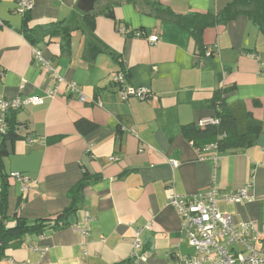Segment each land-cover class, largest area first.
<instances>
[{
    "label": "crops",
    "instance_id": "0c3cea01",
    "mask_svg": "<svg viewBox=\"0 0 264 264\" xmlns=\"http://www.w3.org/2000/svg\"><path fill=\"white\" fill-rule=\"evenodd\" d=\"M78 1L34 0L26 27L40 28L41 38L33 43L23 33L17 1L0 0V100L45 98L43 104L17 111L21 137L7 141L9 153L1 158L0 186L14 171L30 178L25 191L10 178L8 215L54 220L69 205V190L84 172L91 176L67 225L28 235L25 245L6 250L0 264H121L134 251L137 228L143 249L151 252L140 264H171L176 253L195 250L183 218L168 201L174 194L208 190L214 175L222 192L249 186L251 201H220L219 207L263 229L264 31L241 15L225 26L207 28L200 52L187 30L164 20L150 4L159 2L179 13L218 12L233 0H103L100 8L110 6L115 18L98 15L92 36L112 54L93 55L82 29L72 33L70 43L61 34L63 24H83ZM135 30L147 37L134 36ZM150 35L158 41L150 42ZM35 49L63 82L55 81ZM119 71L129 85L150 88V95L121 100L113 82ZM67 82H75L87 101L69 91ZM55 85L58 92L48 96ZM225 86H234L228 101H244L262 121L263 131L249 148L223 153L210 149L203 160L182 128L214 117L211 99ZM81 118L97 128L80 133L75 122ZM213 154L219 157L216 170ZM44 247L48 250L43 252Z\"/></svg>",
    "mask_w": 264,
    "mask_h": 264
},
{
    "label": "trees",
    "instance_id": "16d2710c",
    "mask_svg": "<svg viewBox=\"0 0 264 264\" xmlns=\"http://www.w3.org/2000/svg\"><path fill=\"white\" fill-rule=\"evenodd\" d=\"M157 15L164 20L173 22L181 28L187 30L196 42L201 52L203 50V34L207 28L225 26L241 15L249 17L261 30L264 31V0H233L229 2L221 11H200L193 10L187 13H179L159 2L150 4ZM80 10V9H79ZM83 14V24H75L73 21L63 24L60 28L61 34L68 43L74 31L82 29L86 34L87 40L91 43L90 50L93 55L102 52H109L105 47L95 43L93 30L98 15L104 14L112 19L115 18L113 8L110 6L101 9L96 7L91 12ZM28 13L24 15L23 33L27 40L35 42L41 38L39 29H28ZM214 51L211 52L213 54ZM112 54V53H111ZM115 84V83H114ZM234 90V86L220 87L214 92L211 99V107L215 112L216 123H209L204 126L198 123L190 124L182 128V132L189 140L201 149L202 147L215 143L218 152L244 150L253 146L261 132L263 123L254 117L248 105L242 100L228 101L229 95ZM255 103H257L255 101ZM21 109V108H19ZM11 110L8 114V130L0 141V162L1 158L9 153L7 141H14L21 137L17 132V111ZM78 131L84 135L94 131L97 124L88 119H78L75 122ZM90 174L85 171L82 178L69 190V205L58 216L52 219L27 220L17 213L12 217L8 215V195H9V175L4 177L1 187L0 199V260L5 258L6 250L9 247L25 245V237L32 234H42L49 228H59L67 225L68 216L77 211L82 204L85 191L90 182ZM14 221L12 226L8 223Z\"/></svg>",
    "mask_w": 264,
    "mask_h": 264
},
{
    "label": "built area",
    "instance_id": "2783aa9c",
    "mask_svg": "<svg viewBox=\"0 0 264 264\" xmlns=\"http://www.w3.org/2000/svg\"><path fill=\"white\" fill-rule=\"evenodd\" d=\"M17 11L23 16L28 13L32 7L34 0H16ZM2 22L0 21V24ZM123 34L129 35V29L126 27L119 28ZM136 37H147L143 30L133 31ZM148 40L152 43L158 41L157 35L148 36ZM37 57L43 65L51 71L55 81L63 82L56 68H53L49 61L45 60L40 50H34ZM210 54V52H209ZM259 57L257 54H253ZM4 75V70L0 68V77ZM113 82L118 86V95L121 100L126 101L129 98L137 97L146 99L151 91L150 88L142 86L135 87L127 83L126 74L119 71L114 76ZM56 83V82H55ZM67 88L73 93H78L79 99L86 102V95L83 94L75 82H67ZM58 92V86L48 90V96L54 97ZM45 98L42 96L33 97H15L12 99L2 98L0 100V134L5 135L8 130L7 117L11 110L19 109L24 106L34 104H43ZM99 103V102H98ZM215 117L201 120L198 124L204 126L209 123H216ZM31 142L34 139L29 138ZM210 149L217 150L215 143L208 144L201 149L199 153L201 159L205 160L206 154ZM215 160V170L218 166L219 157L213 154ZM111 159H116L112 157ZM171 163L177 166V161L172 160ZM10 178L16 179L25 191L29 187L30 178L21 172L14 171L9 174ZM214 182L208 187V190L198 192L191 195L174 194L168 203L175 208L178 214L184 220V228L187 233L188 242L193 246L195 252L192 254L174 255L171 264H264V228L259 229L255 222H247L240 220L236 215L222 211L219 207L220 201L226 202H243L251 201L253 196L249 191V186H244L238 190L231 192H222L220 186L216 182V175L213 176ZM1 199V187H0ZM90 220V215H86ZM141 229H136L133 237L134 251L130 258L121 264H140L151 256V252L144 250L141 241ZM83 234H88L87 229L82 230ZM48 247H44L42 251H47ZM17 264H37L31 261H23Z\"/></svg>",
    "mask_w": 264,
    "mask_h": 264
},
{
    "label": "water",
    "instance_id": "95a60500",
    "mask_svg": "<svg viewBox=\"0 0 264 264\" xmlns=\"http://www.w3.org/2000/svg\"><path fill=\"white\" fill-rule=\"evenodd\" d=\"M99 0H79L77 3V8L82 12L87 13L95 9V5Z\"/></svg>",
    "mask_w": 264,
    "mask_h": 264
},
{
    "label": "rangeland",
    "instance_id": "374dc122",
    "mask_svg": "<svg viewBox=\"0 0 264 264\" xmlns=\"http://www.w3.org/2000/svg\"><path fill=\"white\" fill-rule=\"evenodd\" d=\"M102 4H103V0H99L97 3H96V7H101L102 6Z\"/></svg>",
    "mask_w": 264,
    "mask_h": 264
}]
</instances>
